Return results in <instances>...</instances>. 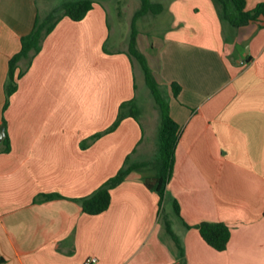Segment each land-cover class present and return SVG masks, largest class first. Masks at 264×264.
I'll use <instances>...</instances> for the list:
<instances>
[{
    "label": "crops",
    "instance_id": "1",
    "mask_svg": "<svg viewBox=\"0 0 264 264\" xmlns=\"http://www.w3.org/2000/svg\"><path fill=\"white\" fill-rule=\"evenodd\" d=\"M51 1L0 0V264H179L181 253L185 264H264V20L231 29L211 0H151L166 28L145 57L179 129L160 204L144 186L158 110L155 130L146 118L151 141L139 117L104 133L121 104L137 108V64L129 37L110 42L103 3L92 0L81 21L62 18L30 65L19 63L4 109L8 62ZM126 160L143 166L110 190L106 211L83 213L78 200ZM201 223L229 228L225 250L201 238Z\"/></svg>",
    "mask_w": 264,
    "mask_h": 264
},
{
    "label": "trees",
    "instance_id": "2",
    "mask_svg": "<svg viewBox=\"0 0 264 264\" xmlns=\"http://www.w3.org/2000/svg\"><path fill=\"white\" fill-rule=\"evenodd\" d=\"M139 1L140 7L133 14L130 24L128 52L139 65L144 83L149 89L159 113L156 158L153 163L155 174L151 178L144 180V186L158 195L159 203L161 204L164 199L165 186L172 166L173 152L178 139L179 129L169 115L168 105L160 94L159 85L152 74L145 55L136 47V37L138 36L136 29L137 19L149 13L153 15L160 14L162 12V6L151 2V0ZM211 1L216 8L219 20L223 24H227L231 29H239L259 19L264 20V3L258 4L254 9L249 11L246 10V0ZM93 3L92 0H62L58 7L53 8L43 18L36 16L31 32L20 39L19 51L8 62L4 109L8 105L9 97L16 91L17 80L23 75V71L16 73L19 68V63L25 60L29 66L32 58L40 51L43 39L53 31L56 24L62 18L67 17L74 22L81 21L92 9ZM178 91L179 87L173 84L172 93L174 97ZM127 117H131L138 122V110L133 101L123 103L119 106L115 122L104 133L114 131L120 121ZM3 143H7L6 135ZM6 151H8L7 147ZM142 166V164L129 165L126 160L123 168L113 178L105 182L91 196L78 200L83 213L98 215L106 211L110 203V190L124 181L130 172L138 170ZM48 197L52 198L54 195ZM174 210L177 213L176 204L174 205ZM196 229H198L201 238L214 250L219 252L225 250L230 238V230L226 225L222 223H201ZM166 230L174 242L178 243L177 238L172 234L168 224L166 225ZM179 264H185L182 253L179 257Z\"/></svg>",
    "mask_w": 264,
    "mask_h": 264
},
{
    "label": "rangeland",
    "instance_id": "3",
    "mask_svg": "<svg viewBox=\"0 0 264 264\" xmlns=\"http://www.w3.org/2000/svg\"><path fill=\"white\" fill-rule=\"evenodd\" d=\"M100 3H103L108 12V19L111 32V43H117L120 38L125 40V44L128 41L130 24L133 17V14L139 9L140 1L139 0H96ZM62 0H52L47 7L46 11L40 9L41 18L46 14L50 13L53 8H56L60 5ZM166 28L164 17H156L151 13L144 15L141 18H138L136 21V29L138 31V37L140 40L138 50L147 56L156 55L158 40L163 37L164 30ZM152 44L154 47L152 48ZM137 64V63H136ZM136 84H137V108H138V117L141 120L142 126L144 128V142L151 141L150 135L152 132L151 127L146 123V118L151 122V125L156 129L157 125V107L153 101V97L150 94L149 89L143 81V75L139 65L136 66ZM160 94L163 99H165V90L160 89ZM151 148L153 145H150ZM143 175L147 173L145 169L142 170Z\"/></svg>",
    "mask_w": 264,
    "mask_h": 264
},
{
    "label": "built area",
    "instance_id": "4",
    "mask_svg": "<svg viewBox=\"0 0 264 264\" xmlns=\"http://www.w3.org/2000/svg\"><path fill=\"white\" fill-rule=\"evenodd\" d=\"M95 263H96V259L93 257H89L83 262V264H95Z\"/></svg>",
    "mask_w": 264,
    "mask_h": 264
},
{
    "label": "water",
    "instance_id": "5",
    "mask_svg": "<svg viewBox=\"0 0 264 264\" xmlns=\"http://www.w3.org/2000/svg\"><path fill=\"white\" fill-rule=\"evenodd\" d=\"M3 136H4V128L2 127L0 129V140L3 138Z\"/></svg>",
    "mask_w": 264,
    "mask_h": 264
}]
</instances>
